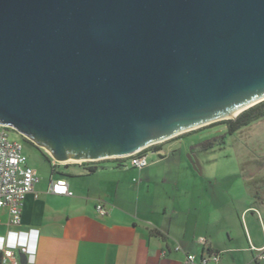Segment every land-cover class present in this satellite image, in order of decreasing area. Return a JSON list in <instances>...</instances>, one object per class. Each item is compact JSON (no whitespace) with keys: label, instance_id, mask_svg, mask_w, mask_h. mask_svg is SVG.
<instances>
[{"label":"water","instance_id":"95a60500","mask_svg":"<svg viewBox=\"0 0 264 264\" xmlns=\"http://www.w3.org/2000/svg\"><path fill=\"white\" fill-rule=\"evenodd\" d=\"M262 102L264 0H0V126L60 164L128 156Z\"/></svg>","mask_w":264,"mask_h":264},{"label":"crops","instance_id":"0c3cea01","mask_svg":"<svg viewBox=\"0 0 264 264\" xmlns=\"http://www.w3.org/2000/svg\"><path fill=\"white\" fill-rule=\"evenodd\" d=\"M155 147L145 150L147 162L150 154L163 152L162 146ZM124 162L52 160L54 173L41 177L36 173L39 181L23 201L20 225L7 226V212L0 209V245L19 241L27 247L28 254L14 251V264H20L18 253L26 255V264L30 260L33 264H183L186 253L199 257L208 251L221 254L220 264H228L223 251L250 253L248 264H264L255 261L251 250L264 248L262 216L255 207L245 205L236 212L246 246L221 247L218 236L210 235V219L200 216L194 198H189L198 188L203 205L207 191L190 165L178 160L169 167L159 157L138 170ZM92 167L96 170L88 172ZM134 176L139 177L136 183ZM59 179L67 182L72 197L49 193ZM100 204L107 211L104 217L95 211ZM253 216L262 234L254 230ZM227 240L232 241L229 234ZM0 254V264H8Z\"/></svg>","mask_w":264,"mask_h":264},{"label":"rangeland","instance_id":"374dc122","mask_svg":"<svg viewBox=\"0 0 264 264\" xmlns=\"http://www.w3.org/2000/svg\"><path fill=\"white\" fill-rule=\"evenodd\" d=\"M209 126L155 144L162 146L163 152L150 154L148 162L150 164L152 160L164 157L169 167L177 165L178 160L190 165L188 156H195L201 168L200 174L196 172V180L204 183L207 191L201 205L200 191L196 188L189 197L194 198L193 206L205 220L210 219V235L218 236L221 247L242 248L246 246V240L236 212L239 213L245 205L255 207L262 216L264 228V118L232 136L226 134L225 125ZM8 137L22 145L28 166L39 177L51 174L52 158L46 150L36 149L15 131L11 130ZM208 142L212 145L208 146ZM45 156L50 158V163ZM132 179L135 183L139 181L138 176ZM253 218L254 230L262 234L261 226ZM250 228L247 226L248 231H251ZM227 234L232 241L227 240ZM222 255L228 264H248L250 258V253L223 251Z\"/></svg>","mask_w":264,"mask_h":264},{"label":"built area","instance_id":"2783aa9c","mask_svg":"<svg viewBox=\"0 0 264 264\" xmlns=\"http://www.w3.org/2000/svg\"><path fill=\"white\" fill-rule=\"evenodd\" d=\"M11 130L10 128L0 126V209L7 212V226L18 227L21 222L23 201L27 195L34 193V188L39 179L36 172L27 165L22 145L17 141L9 139L8 134ZM153 146L156 145L149 147ZM147 148L128 156L104 159L97 162L125 161V167L141 170L148 165L147 154L145 152ZM49 193L56 196H73L67 182L63 179L52 183ZM95 211L100 217H104L107 214L106 209L101 204L96 206ZM199 242L202 245L205 244L203 239ZM19 249H23L28 254L26 245L20 244L19 241L12 245L5 244L2 241L0 245V252L3 258L9 262L8 264L15 263L14 251ZM175 250L179 251L180 248L176 246ZM251 250L257 253L255 256L256 262H264V248H252ZM220 260L221 254L219 252L208 251L199 257L186 253L183 264H220Z\"/></svg>","mask_w":264,"mask_h":264},{"label":"trees","instance_id":"16d2710c","mask_svg":"<svg viewBox=\"0 0 264 264\" xmlns=\"http://www.w3.org/2000/svg\"><path fill=\"white\" fill-rule=\"evenodd\" d=\"M264 118V102L259 103L258 105L244 111L241 113L235 120L229 121H222L216 124H211L209 127L214 125H225L226 126V134L229 136L234 135L237 131L244 127L250 126L252 123L259 121L260 119ZM224 137H221L223 139ZM25 140V139H24ZM26 142L30 143L29 141L25 140ZM216 141V140H215ZM33 145L32 143H30ZM208 146L212 145V142L207 143ZM154 148H157L154 146ZM36 149H38L36 147ZM40 150V149H38ZM46 160L50 163L51 160L48 156H45ZM55 167L52 166V172L54 173ZM96 170L95 167L89 168L88 172L92 173ZM1 257V254H0Z\"/></svg>","mask_w":264,"mask_h":264},{"label":"clouds","instance_id":"9594fccd","mask_svg":"<svg viewBox=\"0 0 264 264\" xmlns=\"http://www.w3.org/2000/svg\"><path fill=\"white\" fill-rule=\"evenodd\" d=\"M29 264H33V262L30 260Z\"/></svg>","mask_w":264,"mask_h":264},{"label":"bare ground","instance_id":"6f19581e","mask_svg":"<svg viewBox=\"0 0 264 264\" xmlns=\"http://www.w3.org/2000/svg\"><path fill=\"white\" fill-rule=\"evenodd\" d=\"M241 111H242V110H241ZM241 111H240V112H241ZM240 112H239V113H240ZM187 132H188V131H187ZM184 133H185V132H184ZM182 134H183V133H182ZM175 136H176V135H175ZM161 142H163V140H162Z\"/></svg>","mask_w":264,"mask_h":264}]
</instances>
